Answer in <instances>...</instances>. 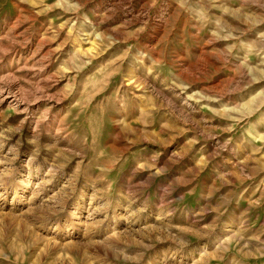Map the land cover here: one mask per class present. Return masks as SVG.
<instances>
[{
  "label": "rangeland",
  "instance_id": "1",
  "mask_svg": "<svg viewBox=\"0 0 264 264\" xmlns=\"http://www.w3.org/2000/svg\"><path fill=\"white\" fill-rule=\"evenodd\" d=\"M0 264H264V0H0Z\"/></svg>",
  "mask_w": 264,
  "mask_h": 264
}]
</instances>
